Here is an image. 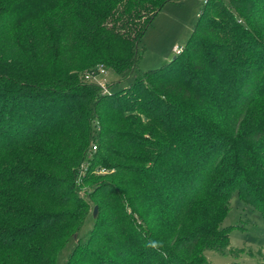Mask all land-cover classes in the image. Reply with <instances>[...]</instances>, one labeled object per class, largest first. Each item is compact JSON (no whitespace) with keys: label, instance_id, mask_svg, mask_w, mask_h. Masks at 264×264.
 Instances as JSON below:
<instances>
[{"label":"trees","instance_id":"1","mask_svg":"<svg viewBox=\"0 0 264 264\" xmlns=\"http://www.w3.org/2000/svg\"><path fill=\"white\" fill-rule=\"evenodd\" d=\"M173 1L180 0H0V37L37 21L40 43L56 42L60 65L81 67L56 76L0 64V250L12 252L0 264H56L84 226L90 201L102 216L76 237L64 264H190L204 236L222 250L229 232L219 228L220 209L233 190L264 216V170L248 171L251 143L264 128L244 127L264 89V29L255 20L264 0H205L183 50L142 71L143 36ZM100 68L115 71L119 83L133 81L105 92L85 79ZM225 108L227 131L201 114ZM70 130L81 135L73 155L50 159L52 151L64 156L55 141L72 140ZM107 174L144 178L136 187L151 190L140 197L156 202L150 213L159 223L177 199L181 213L206 194L219 200L217 216L207 213L206 224L186 234L178 221L168 235L156 231L149 219L137 221V208ZM41 196L47 204L34 203Z\"/></svg>","mask_w":264,"mask_h":264},{"label":"rangeland","instance_id":"2","mask_svg":"<svg viewBox=\"0 0 264 264\" xmlns=\"http://www.w3.org/2000/svg\"><path fill=\"white\" fill-rule=\"evenodd\" d=\"M204 2L205 0L173 1L167 3L161 9L142 39L144 52L139 62V67L142 71L161 67L166 62L171 61L179 53L177 51H180V48L186 46L195 28L199 14L204 8ZM7 3H9V1ZM259 9L258 17L255 18V20L261 24V29H264V1H261ZM40 33H42V27L37 21H25L9 32L6 31V33L0 37V64L7 65L12 71L24 70L32 74L52 73L56 76L60 75L61 72L66 69L81 68L77 65L75 66L74 62L69 65H67V63L61 66L58 61L59 50L56 46V42L53 41L52 43H48V41L43 40V42L40 43V41H42ZM261 35V39L264 41V30ZM176 47H179L178 50H176ZM133 78L134 77L119 83L120 76L110 69H106L105 72L100 73L95 78H88L87 75L85 76L86 80L97 83L103 90L107 88L111 91L126 87L133 81ZM109 84L112 86H109ZM261 93L263 95H258L253 99L246 115L244 127L250 125L247 131L251 129L252 126L264 128V89ZM230 110L231 109L226 108L209 110L208 112H201V114L216 120L217 123H223L224 131H227L226 128L231 118ZM73 133L72 140H69L65 136L57 138L56 141L53 140V142L55 141V144H57L56 147H58V150L64 153V156H60V152L57 154L52 151L49 156L50 159L54 161H63L67 158L68 154L69 158L73 155V151L76 150L81 136L79 132V135H77L78 133L76 134V131H73ZM67 137H69V134ZM251 147L248 155L250 161H253V166H251L249 170L247 167L246 169L250 171L254 166H258L264 170V135L259 140L253 141ZM85 165V163H82L80 168H83ZM98 173L105 174L111 173V171L103 169L98 171ZM59 175H61L60 172ZM105 179H109L112 183L118 185L120 190L126 193L128 196L127 200L132 201L135 208H137L134 217L139 223L149 219V221L153 222L158 228H156V231H161L162 233L166 232L167 235L178 222H181L184 228L183 234H186L188 231L204 226L206 224L207 213H209V215L213 213V215L217 216V203L219 200H212L209 194H206L196 199L191 209H185L181 213L180 211L183 207L180 205V199H177L176 204L174 203L175 206L167 209L169 212L167 215L169 216L168 221L159 223L153 218L154 214L150 213V207L155 206L157 208L156 202L151 200L142 201V197H140L141 189L144 191L151 190L136 187V183L140 180L143 181L144 178H138L137 175L109 176V174H107ZM98 181H100V179ZM259 186L264 189L263 185L259 184ZM81 191L86 195V188H83ZM233 192L234 193L224 201L220 209L223 211L222 214L224 213V216L219 223V228H222L226 233L229 232V241L227 245L223 246L224 249L221 250L218 245L210 243L211 241L208 236H204L197 245L196 252L191 256L190 264H264V216L259 211L256 204L248 202V199L241 197L236 190H233ZM37 201L46 204L48 202L44 196L36 200L34 199V203ZM90 202L91 207L84 226L77 235L74 234L75 239L72 238L60 251L56 264L65 263L73 249L76 237H85L93 228L95 220L102 216L99 205L93 201ZM128 206L127 211L132 215L134 213V206H131L130 203ZM96 208L97 214L95 216L94 213ZM182 214L183 216L185 214L183 218ZM215 224L216 220H214L211 225L214 226ZM178 225L180 224H177V226ZM211 225L210 227L213 228ZM6 252L8 256L12 253L8 249ZM6 252L0 250V255L3 256Z\"/></svg>","mask_w":264,"mask_h":264},{"label":"built area","instance_id":"3","mask_svg":"<svg viewBox=\"0 0 264 264\" xmlns=\"http://www.w3.org/2000/svg\"><path fill=\"white\" fill-rule=\"evenodd\" d=\"M178 48H179V47H176V50H178ZM181 50H182V48H180V51H181ZM180 51L178 50L177 52H180ZM99 70H100L101 73H103V72L106 71V70L103 69V68H100ZM87 77H88V78H93V76H92L91 74L87 75ZM94 78H95V77H94ZM104 91H105V92H108L109 89L105 88ZM96 148H97V146H96V145H93V149L95 150Z\"/></svg>","mask_w":264,"mask_h":264},{"label":"clouds","instance_id":"4","mask_svg":"<svg viewBox=\"0 0 264 264\" xmlns=\"http://www.w3.org/2000/svg\"><path fill=\"white\" fill-rule=\"evenodd\" d=\"M151 247H158V245H157V243H152L151 245H150Z\"/></svg>","mask_w":264,"mask_h":264},{"label":"water","instance_id":"5","mask_svg":"<svg viewBox=\"0 0 264 264\" xmlns=\"http://www.w3.org/2000/svg\"><path fill=\"white\" fill-rule=\"evenodd\" d=\"M96 214H97V208L95 209V213H94V215L96 216Z\"/></svg>","mask_w":264,"mask_h":264}]
</instances>
